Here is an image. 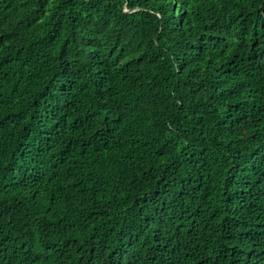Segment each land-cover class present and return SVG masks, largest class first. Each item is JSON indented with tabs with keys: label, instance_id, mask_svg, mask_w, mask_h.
Listing matches in <instances>:
<instances>
[{
	"label": "trees",
	"instance_id": "16d2710c",
	"mask_svg": "<svg viewBox=\"0 0 264 264\" xmlns=\"http://www.w3.org/2000/svg\"><path fill=\"white\" fill-rule=\"evenodd\" d=\"M0 264H264V0H0Z\"/></svg>",
	"mask_w": 264,
	"mask_h": 264
}]
</instances>
